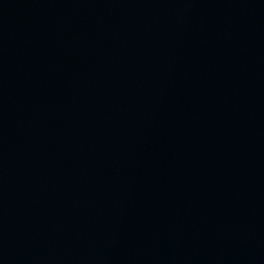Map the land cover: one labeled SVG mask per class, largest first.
I'll list each match as a JSON object with an SVG mask.
<instances>
[{"label": "water", "instance_id": "obj_1", "mask_svg": "<svg viewBox=\"0 0 264 264\" xmlns=\"http://www.w3.org/2000/svg\"><path fill=\"white\" fill-rule=\"evenodd\" d=\"M0 264H264V0H0Z\"/></svg>", "mask_w": 264, "mask_h": 264}]
</instances>
